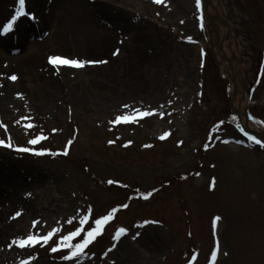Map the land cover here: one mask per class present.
<instances>
[{
    "label": "rangeland",
    "instance_id": "rangeland-1",
    "mask_svg": "<svg viewBox=\"0 0 264 264\" xmlns=\"http://www.w3.org/2000/svg\"><path fill=\"white\" fill-rule=\"evenodd\" d=\"M68 2L26 0L30 18L8 36L19 4L0 0V138L50 153L0 148V264H264V146L242 123L264 129V0H218L216 13L211 0ZM78 9L92 31L67 27ZM35 43L39 59L25 61ZM227 55L262 125L234 110ZM53 56L107 63L57 67ZM123 115L136 118L115 122ZM105 215L84 255L52 252ZM49 231L47 244L18 246Z\"/></svg>",
    "mask_w": 264,
    "mask_h": 264
},
{
    "label": "snow or ice",
    "instance_id": "snow-or-ice-1",
    "mask_svg": "<svg viewBox=\"0 0 264 264\" xmlns=\"http://www.w3.org/2000/svg\"><path fill=\"white\" fill-rule=\"evenodd\" d=\"M154 3L156 4H165V0H154ZM18 4H19V8L16 11V15L6 24L2 27V33L3 34H7L8 32L14 30V25L16 24L17 20L24 15H30V13H28L26 11V0H18ZM196 6L197 8H202L203 6V0H196ZM33 19H35V16L33 15L32 17ZM183 23V21H182ZM189 40H191V37L188 38ZM121 43H123V41H121ZM114 55H119V49H117L114 53ZM50 63L53 64L54 66H67V67H72V68H83L86 66V63H91V64H97V63H107V61H90V62H81L79 59H71V58H63L60 56H53L50 57ZM12 81H16L18 79V77L16 75H12L9 77ZM0 87H3L2 84H0ZM22 95V94H21ZM130 106L125 105V108H128ZM163 107V105L161 106ZM139 113V117L140 119H143L149 115H152L153 113L148 112V111H142L137 109L136 110ZM161 116H163V114L161 113ZM136 117H130L129 115H123L117 118V120L115 122H129L131 119H135ZM28 127H33V125H29ZM241 131H243V129H241ZM247 135V134H246ZM165 137H161V139H164ZM45 139V137L43 135L37 136L36 138H33L29 141V144L31 145H37L39 143H41L43 140ZM249 139H251L254 143L259 144L261 146H264V142H262L261 140L257 139L256 137H249ZM71 141L68 143V145H66V150L64 151V155H68V149H70L71 147ZM110 143H114V141H111ZM182 143V142H181ZM0 147H7L10 149H13L17 152H21V153H28L31 152L34 155H38V156H42V155H46V154H50L44 150H40V151H34L31 148L28 147H19L16 146L14 148L13 143H12V138L9 135L7 137V139L4 138H0ZM109 184L114 183V181H109ZM124 207H127V205H125ZM113 213H115L117 211V209H113L112 210ZM21 215L20 212L16 213V216ZM15 218V217H13ZM90 219L89 216H84V218L80 221L81 224H84L85 221H88ZM112 219L111 215H105L102 218H96L94 220V227H91V230L87 231L86 233V238L82 239V242H78L76 244H72L71 241L73 240V238L75 237H79L81 235V232L84 231V229L82 228H77L75 231L70 232L68 235L63 236L60 241L59 244L57 245V247H53L52 248V252H57L62 250L63 248L67 247L69 249H72L71 253L69 255H66L64 257V259L66 260H73L76 257L82 256L84 255V249L86 247H88L91 243H93V241L96 239V237L98 235H102L103 234V226H105L106 222L110 221ZM221 218L220 217H216V220L219 221ZM69 223H71V221H69ZM127 229L124 227H121L118 229V231L116 232V237H119L120 234L122 233H126ZM55 235V231H49L47 233V235L40 237L37 235H29L27 237V239H20L19 240V247L20 248H24L28 245H31L32 247H35L36 244L38 243H45L47 244L52 237ZM135 238V237H133ZM12 244H17L16 240H13L11 242ZM109 251H111V249H109ZM105 255H107V253H105Z\"/></svg>",
    "mask_w": 264,
    "mask_h": 264
},
{
    "label": "bare ground",
    "instance_id": "bare-ground-1",
    "mask_svg": "<svg viewBox=\"0 0 264 264\" xmlns=\"http://www.w3.org/2000/svg\"><path fill=\"white\" fill-rule=\"evenodd\" d=\"M217 1L218 0H211V2L209 4V10L211 12H215L216 13L219 10ZM68 3L74 4L72 2V0H69ZM75 5L79 6L78 3H75ZM56 7L57 6H55V8L53 10V13H55L54 11H56V9H57ZM78 10H79V12H77V13L73 12L72 14L68 15V17H67L68 18L67 27L68 28L69 27H76L77 25L80 26V24L81 25L84 24V25H86V27H88L89 31L90 30L92 31V29H90L92 27L89 24L86 23V21H85L86 18L82 14V11L80 9H78ZM25 17H27V15ZM19 26H17V30L19 29ZM22 32H24V31L22 30ZM105 39L106 38L102 37L101 40L105 43ZM48 40L50 41V37L48 39H46L44 42H48ZM223 42L224 43L222 44V46L225 47V48H228L229 42H226L225 30H223ZM9 43H10V41H9ZM3 46L4 45H2V47ZM4 52L5 51L3 49L0 51L1 54L4 53ZM40 53H41V49L39 48V43H35V44L31 45L30 47H27V51L25 52V54H24V56L22 58L25 61H26V58H27V60L34 61V60L39 59ZM225 55H226V53H225ZM226 59H227L226 66L230 70V74H231L230 78L232 79V91H233V93H235V97H234V100H233V107H234V110H236L237 112L241 113V115L243 116L244 112L247 111V106H248L249 102H248V99L246 97V93H245V90H244V87H243V84H242V81H241V77H240V74H239V60L237 59L236 56L231 57L230 55H227ZM242 123H243V125L245 126L246 129H248L249 131L251 130L253 136H259L261 139L264 140V129L261 126L253 124L252 120L247 118V117H242Z\"/></svg>",
    "mask_w": 264,
    "mask_h": 264
}]
</instances>
